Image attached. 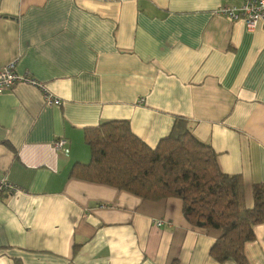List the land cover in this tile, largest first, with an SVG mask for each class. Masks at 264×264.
Returning <instances> with one entry per match:
<instances>
[{
    "label": "crops",
    "instance_id": "crops-1",
    "mask_svg": "<svg viewBox=\"0 0 264 264\" xmlns=\"http://www.w3.org/2000/svg\"><path fill=\"white\" fill-rule=\"evenodd\" d=\"M237 0H0V264H236L209 252L218 234L188 224L175 198L146 201L72 178L84 130L125 120L150 148L176 117L239 175L245 204L264 183V28L215 15ZM65 139L67 154L53 144ZM163 221L161 227L155 223ZM264 264V224L245 244Z\"/></svg>",
    "mask_w": 264,
    "mask_h": 264
},
{
    "label": "trees",
    "instance_id": "trees-1",
    "mask_svg": "<svg viewBox=\"0 0 264 264\" xmlns=\"http://www.w3.org/2000/svg\"><path fill=\"white\" fill-rule=\"evenodd\" d=\"M84 143L89 162L74 164L70 177L146 201L178 199L188 224L218 234L212 259L249 264L244 246L254 240V228L264 224V183L251 186L252 206L247 207L242 178L221 172L215 152L193 135L185 118L176 117L155 148L135 136L125 120L86 128Z\"/></svg>",
    "mask_w": 264,
    "mask_h": 264
},
{
    "label": "built area",
    "instance_id": "built-area-1",
    "mask_svg": "<svg viewBox=\"0 0 264 264\" xmlns=\"http://www.w3.org/2000/svg\"><path fill=\"white\" fill-rule=\"evenodd\" d=\"M239 5L231 7H219L215 11V15L224 17L228 22L241 21L249 30L257 27L264 28V0H237ZM24 82L31 87L38 89L44 99V104L48 107L60 106L61 101L56 99L49 93L39 82L26 76L20 77L14 72V63L4 67L0 71V94L11 91L18 83ZM66 140L58 139L54 142L53 147L56 152L63 154L68 153L66 148ZM20 190L7 181H0V193L8 192L10 194L17 193ZM163 221H157L155 225L161 227Z\"/></svg>",
    "mask_w": 264,
    "mask_h": 264
}]
</instances>
